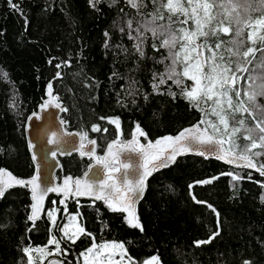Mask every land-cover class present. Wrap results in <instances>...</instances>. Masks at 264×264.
<instances>
[{"label":"trees","instance_id":"1","mask_svg":"<svg viewBox=\"0 0 264 264\" xmlns=\"http://www.w3.org/2000/svg\"><path fill=\"white\" fill-rule=\"evenodd\" d=\"M14 2L19 3L22 14L7 0H0V170L17 179L32 177L34 167L26 147L24 123L43 102L49 83L66 109L62 116L66 129L81 136L86 133L84 140L95 138L98 155L108 143L129 140L137 124L147 133V140L142 137L141 141L154 143L164 136L177 135L202 118V113L179 96V89L171 81L161 90L167 91L170 86L177 92L175 100L167 94L152 93L153 72H163L169 61L154 62L166 51L156 52L150 47V34L142 60L126 56L116 47L132 49L133 41L119 29L124 27L127 32L128 19L135 27L136 21L150 18L154 7L150 0H143L146 6L139 12L126 0H97L95 7L90 0ZM106 31L108 48L104 47ZM57 63L64 66L56 68ZM114 71L119 77L112 75ZM261 71L256 69V74ZM260 102L264 104V98ZM113 118H119V129L108 123ZM93 126L101 131L93 134ZM254 159L264 163V155ZM60 163L58 181L80 177L90 161L72 155L60 159ZM228 172L242 179L233 181L231 176L222 175ZM206 180L212 182L201 183ZM262 184L264 176L260 174L236 170L215 160L183 157L150 179L137 209L143 232L129 227L124 213L111 212L103 203L70 199L64 203L65 208L57 197H49L46 211L53 205L59 209L57 226L65 223L66 216L79 213L81 225L95 237L92 241L81 235L75 243L65 239L45 214L34 224L30 222L28 189L9 188L0 198V264H24L27 256L21 249L45 248L53 235L60 240L65 264H76V260L82 264V253L92 243L106 242L123 243L137 264L154 255L159 256L161 264H242L244 260L264 264ZM208 205L219 213L220 235L210 244L196 247L195 241L207 240L217 230V216Z\"/></svg>","mask_w":264,"mask_h":264},{"label":"snow or ice","instance_id":"2","mask_svg":"<svg viewBox=\"0 0 264 264\" xmlns=\"http://www.w3.org/2000/svg\"><path fill=\"white\" fill-rule=\"evenodd\" d=\"M7 2L16 12L22 14L19 3L14 0ZM112 2L116 3L117 0ZM126 2L137 12L142 6H146L143 5V0ZM96 3L97 0H90L91 6L95 7ZM150 3L154 6L153 11L148 14L150 18L136 21L135 27L133 21L128 19L125 21L127 32L124 27L119 29L133 41L132 49L129 50L122 45L116 47L126 56L130 54L138 61L142 60L146 54L145 44L148 43L150 34V47L156 52H160L161 49L166 51L162 59L154 58V62L164 64L165 60L169 61L165 64L163 72H153L150 83L152 93L167 94L175 100L177 92L171 91L170 86L167 91L161 90L162 85H168L171 81L179 89V96L191 108L202 113V118L196 125L181 130L175 136L167 135L155 140L154 143L148 140L146 146L140 143L137 137H144L147 140V133L137 124L132 140L128 143L113 141L107 146V157H96L97 163L103 164L105 172L104 177L97 181L87 179L73 181L68 177L64 180L62 188H42L39 168L37 174L30 180L17 179L11 173L0 170V177H8L7 180L0 179V198H3L5 192L13 186H31V199L35 203L31 205L28 219L33 224L43 211L45 196L49 192H62L65 200L72 194L77 197L92 196L95 200H101L111 212L126 214L124 219L129 227L143 232L144 226L136 212V204L143 197L148 177L175 163L177 156L189 152L206 158V153H211L216 159L227 164L252 168L264 176V163L258 164L254 159L264 155V104L260 102V98H264V0H150ZM254 4H258L259 7H254ZM104 35L106 37L104 47L108 48L109 33L106 31ZM224 36L229 38L223 39ZM49 63L51 64L52 60H49ZM62 66L64 65L61 63L55 65L56 68ZM258 68L262 71L256 74ZM112 75L119 77L115 71ZM56 76L59 77L60 73L57 72ZM188 81L192 83L189 84ZM47 88L48 95L52 96V84L49 83ZM148 95L144 96L145 100L148 99ZM55 99L57 98L53 97V100ZM56 106L60 107L59 104ZM108 123L115 125L117 129L120 128L119 118L108 119ZM201 125L206 126L202 128ZM91 130L101 131L99 126H93ZM86 138L85 133L82 139ZM241 140L245 143L241 144ZM90 143L95 144L96 141L91 140ZM121 149L137 152L142 158L134 180L128 178L127 170L131 165L119 159ZM257 149L261 151H255ZM81 155L85 153L82 152ZM87 155L91 158L94 153L90 151ZM240 161L243 164H238ZM117 173L122 174L117 176ZM222 175L231 176L233 181L242 179L238 174L231 172ZM211 182L206 180L201 183ZM60 203L64 204V200ZM196 203L205 202L196 200ZM64 207L67 208V205L64 204ZM208 207L212 208L211 205ZM58 211L59 209H53L45 214L51 225L63 233L64 238L75 243L81 235H85L95 241V237L78 223L81 215L79 213L70 215L66 224L57 226ZM212 212L217 216V230L207 240L195 241L196 247L210 244L220 235L219 213L215 208H212ZM49 243L56 246L55 253L47 248H22L21 251L27 256L24 264H36L33 252L39 254L41 264L43 258L61 253L60 240L55 235ZM82 255L84 264H124L125 259L128 264H137L127 254L124 244L118 242L92 243ZM116 256H119L118 260L115 259ZM49 264L61 262L51 260ZM141 264H161V261L159 256L154 255ZM242 264L253 262L244 260Z\"/></svg>","mask_w":264,"mask_h":264},{"label":"water","instance_id":"3","mask_svg":"<svg viewBox=\"0 0 264 264\" xmlns=\"http://www.w3.org/2000/svg\"><path fill=\"white\" fill-rule=\"evenodd\" d=\"M53 97H55L53 94V91H52V96H49L48 88L46 87L45 98L43 102L37 107L36 111L31 113L25 120L24 136H25L27 151H28L31 163L34 167V173L32 177L28 179H23V180L32 179L37 174V168H39L40 181L42 182L41 183L42 188L43 187L62 188L64 184V180L67 179L68 177L62 178L60 181H58L56 178V174L59 171L60 166H61L60 159L65 158V157H70L72 155H76L77 157L81 159H87L90 161L89 165L87 166L86 170L82 173V175L78 178L72 179L73 181L76 179H81V180L87 179L90 181H97V180L102 179L105 175L103 164L102 163L98 164L96 157H101V158L107 157L108 156L107 146L111 144L112 142L106 145L101 155H98L97 154V141L95 138L90 139V140H84L82 139V136L79 132L68 131L66 129L63 118H62L64 110L60 102L58 101V98L56 97L57 99L53 100ZM49 101L51 102L49 103ZM57 104H59L60 107H57L56 106ZM196 124L197 123L189 127H192ZM189 127H186V128H189ZM135 131H136V128L132 131L131 138L123 143H128L130 140H132L135 134ZM91 132L93 134L98 133L92 130ZM54 137H55V142H53ZM141 138L142 137H137L139 142L146 146L147 143H143L141 141ZM91 140H95L96 143L95 144L90 143ZM90 151L94 153V155L91 158H89V156L87 155V153H89ZM82 152L85 153V155H81ZM53 153H55V155H53ZM206 155H207V158L205 156H200L193 152H189L184 155L177 156L175 163H172L167 168H162L159 171L154 172L150 177H148L146 181L147 187L143 193L142 199L144 198L147 192L148 183L150 179L156 173L172 168L179 159L186 157V156L201 157L204 160H215L227 167H233L236 170H246L252 173L259 174V172H257L255 169H252V168H245L242 166H237V164H227L222 160L216 159L214 154L206 153ZM119 159L121 162L128 163L131 165V167L127 170V173H128V178L130 180H134L138 174L136 169L138 168L139 164L142 162V158L139 156L137 152H130V151H125L121 149ZM238 164H243V162L240 161L238 162ZM123 171L124 170H122V172ZM4 172L8 173L7 171H4ZM86 173L87 175H85ZM121 174L122 173H117L116 175L119 176ZM0 179L7 180L8 177L4 176V177H0ZM13 187H17V188L26 187L28 189L29 200H30V210H29V215H30L31 205L35 203V201L31 199V186L29 185V186L21 187L17 185ZM51 196L57 197L58 203L61 206L64 205L60 203L61 200H64V203H65L67 200H70V199L74 201H87V202H92V203H103L104 204L103 201L95 200V198L92 196H78L77 197L74 194H72L65 200L62 192L61 193L49 192L45 196V199L42 204L43 211L40 213L39 218L36 221L41 219L46 213L47 201L49 197ZM142 199H140L138 203L136 204V212L138 209V205L142 201ZM64 259L65 258L53 256V257H49L45 261L44 264H49L51 260H57V261H60L61 264H65ZM76 264H80V262L76 260Z\"/></svg>","mask_w":264,"mask_h":264},{"label":"rangeland","instance_id":"4","mask_svg":"<svg viewBox=\"0 0 264 264\" xmlns=\"http://www.w3.org/2000/svg\"><path fill=\"white\" fill-rule=\"evenodd\" d=\"M53 209H56V206H55V205H53V207H51L50 209H48L46 212L51 211V210H53ZM71 215H73V214H71ZM45 216H46V214H45ZM69 216H70V215L66 216V219H65V223H64V224L67 223V219H68ZM49 220H50V219H49ZM50 223H51V221H50ZM78 223L81 224V223H80V216H79V218H78ZM62 235H63V233H62ZM65 239H66V238H65ZM70 242H71V241H70ZM45 248H47L50 252L55 253V250H56V246H55V245H53V244H49V245H48L47 247H45ZM53 256L64 258L63 255H62V253H60V254H55V255H51V256H48V257H46V258H43L42 264H43V263H44L49 257H53ZM33 257H34V259H35V262L37 261L39 264H41V257L39 256V254L33 252ZM81 259H82V264H84V257H83V255H82ZM115 259L118 260V259H119V256H116ZM124 264H128L127 259L124 260Z\"/></svg>","mask_w":264,"mask_h":264},{"label":"bare ground","instance_id":"5","mask_svg":"<svg viewBox=\"0 0 264 264\" xmlns=\"http://www.w3.org/2000/svg\"><path fill=\"white\" fill-rule=\"evenodd\" d=\"M61 159H63V158H61Z\"/></svg>","mask_w":264,"mask_h":264}]
</instances>
